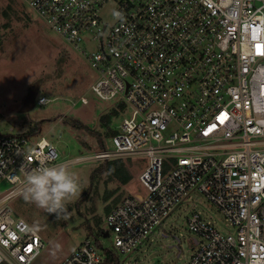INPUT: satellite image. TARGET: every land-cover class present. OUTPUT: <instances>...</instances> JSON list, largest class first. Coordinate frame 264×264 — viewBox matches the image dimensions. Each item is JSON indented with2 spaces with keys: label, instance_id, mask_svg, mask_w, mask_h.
<instances>
[{
  "label": "built area",
  "instance_id": "built-area-1",
  "mask_svg": "<svg viewBox=\"0 0 264 264\" xmlns=\"http://www.w3.org/2000/svg\"><path fill=\"white\" fill-rule=\"evenodd\" d=\"M21 1L86 56L97 73L93 94L122 104L120 115L129 110L88 160L148 158L138 176L147 193L125 196L105 216L113 246L85 239L59 264H101L105 250L120 261L190 191L219 211L225 229L192 213L198 248L185 264H264V0ZM49 100L37 95L35 103ZM60 158L44 135L0 132V182L8 183L0 190V264L40 256L43 238L10 202L27 172Z\"/></svg>",
  "mask_w": 264,
  "mask_h": 264
},
{
  "label": "rangeland",
  "instance_id": "rangeland-1",
  "mask_svg": "<svg viewBox=\"0 0 264 264\" xmlns=\"http://www.w3.org/2000/svg\"><path fill=\"white\" fill-rule=\"evenodd\" d=\"M92 48L90 44L83 47L88 52ZM96 78L86 56L70 47L25 3L0 0V132H28L38 125L35 135H44L57 146L60 161L79 176L81 183L80 196L66 205V213L59 219L27 200L24 193L10 202L14 215L25 219L43 238L44 247L32 264H59L85 239L111 248L113 237H104L98 231L107 230L106 206L113 208L127 195L147 193L138 179L148 165L146 156L124 155L107 164L87 158L99 147L98 139L107 138L105 133L116 130L122 118L129 115V110L120 115L122 109L117 102L93 94L90 85ZM35 82L39 83L38 95L50 100L23 112V100ZM81 97L87 104L80 103ZM112 108L118 116L111 115ZM104 116H109L107 122ZM75 120L81 124L73 123ZM112 168L118 170L117 175L110 172ZM122 178L128 181L122 183ZM7 187L8 183L0 182V190ZM194 212L219 230L225 229L219 211L201 193L190 191L137 251L118 254L120 261L187 263L198 248L193 243L196 235L187 225Z\"/></svg>",
  "mask_w": 264,
  "mask_h": 264
},
{
  "label": "clouds",
  "instance_id": "clouds-1",
  "mask_svg": "<svg viewBox=\"0 0 264 264\" xmlns=\"http://www.w3.org/2000/svg\"><path fill=\"white\" fill-rule=\"evenodd\" d=\"M114 15L122 16L118 12ZM23 193L27 200L59 219L66 213V205L80 196V178L63 164H42L25 174Z\"/></svg>",
  "mask_w": 264,
  "mask_h": 264
},
{
  "label": "trees",
  "instance_id": "trees-1",
  "mask_svg": "<svg viewBox=\"0 0 264 264\" xmlns=\"http://www.w3.org/2000/svg\"><path fill=\"white\" fill-rule=\"evenodd\" d=\"M119 106H121V109L123 108V105L122 104H118ZM119 112L115 109V108H112L111 110V115L112 116H118ZM103 118V121L107 122L109 116H104L102 117ZM79 123L78 125H80L81 123L78 122L77 120L73 121V123ZM37 129H38V125L35 126V128H33L32 131H28L27 133L28 134H35L37 132ZM89 131H91V129H88ZM116 130H108V132L105 133V136H109V135H112L115 133ZM93 132V131H92ZM102 145V141L100 139H98V146L100 147ZM114 161V160H113ZM111 162V161H110ZM108 162H106L107 164ZM110 172L114 175H117L118 173V170L116 168H112L110 169ZM128 180L127 178L121 180L122 183H126ZM115 207V206H114ZM113 207V208H114ZM113 208L109 207V206H106L105 208V215H107ZM53 217L55 215H52ZM56 218V217H55ZM57 220V219H56ZM99 233L103 234L104 231H101V230H98ZM105 259L104 261L108 264H122L121 261L118 260V257L115 256L114 254L110 253L108 250H105Z\"/></svg>",
  "mask_w": 264,
  "mask_h": 264
},
{
  "label": "water",
  "instance_id": "water-1",
  "mask_svg": "<svg viewBox=\"0 0 264 264\" xmlns=\"http://www.w3.org/2000/svg\"><path fill=\"white\" fill-rule=\"evenodd\" d=\"M38 87H39V83L35 82L28 90L23 103H22V108L21 110L23 112H27L32 110L35 107V101H36V97L38 95ZM103 236L106 237L107 233H103Z\"/></svg>",
  "mask_w": 264,
  "mask_h": 264
}]
</instances>
